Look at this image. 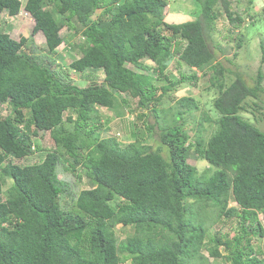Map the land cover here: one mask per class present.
<instances>
[{"label":"trees","instance_id":"16d2710c","mask_svg":"<svg viewBox=\"0 0 264 264\" xmlns=\"http://www.w3.org/2000/svg\"><path fill=\"white\" fill-rule=\"evenodd\" d=\"M197 2L198 19L167 24L164 0H0L2 18L29 14L45 40L44 47L32 36L15 40L0 22V108L9 109L0 114V264H207L203 251L225 264H264L254 244L264 237L263 75L258 70L253 86L238 74L226 84L207 42L217 8L242 27L237 49L263 17L247 14L243 26L229 0ZM63 28L81 38L70 46L80 56L65 67L56 56ZM176 54L195 71L172 81L164 69ZM149 69L168 83L155 86L143 75ZM197 72L217 94L212 116L202 112L211 127L205 137L201 125L191 135L179 123L199 109L193 98L178 99L169 118L173 108H156ZM126 98L143 111L138 118L150 111L161 121L155 148L144 138L101 137L97 110L122 108ZM39 129L52 148L37 146ZM191 153L206 162L202 171L188 164ZM223 216L237 220L231 239L209 233ZM118 225L132 229L121 241Z\"/></svg>","mask_w":264,"mask_h":264},{"label":"rangeland","instance_id":"374dc122","mask_svg":"<svg viewBox=\"0 0 264 264\" xmlns=\"http://www.w3.org/2000/svg\"><path fill=\"white\" fill-rule=\"evenodd\" d=\"M166 2V7L164 8V22L167 24H182L184 22L194 21L198 19L200 16V4L197 0H164ZM230 8L237 15H241L244 17V25L247 26L250 23L249 18L246 16L247 14H251L257 17H263L262 25L259 30L253 32V28H250L247 35L243 38V45L241 48L237 49L236 44V36L241 31L242 27L233 28L231 24L227 21L225 16L222 13L220 8L216 9L217 19L213 22L212 30L207 32L209 34L208 46L214 52H216V60L222 64L225 68L224 72V80L225 83L228 84L232 79H234L235 75H240L249 86H253L257 77L258 70L261 71L263 75L262 87L264 88V53L261 49V42L264 41V15L262 9L264 8V0H252L253 3L249 4L250 0H229ZM170 13L180 12L181 16H170ZM168 13V14H167ZM99 14V11L96 12L95 18ZM0 22L5 27L4 31L7 32L11 38L15 40H19L20 37H28L32 36L35 44L40 47H44L45 40L41 31L35 29L34 22L31 17L24 12H21L16 18H8L6 15L3 16L0 13ZM60 35L63 37L64 42L56 49V56L62 57L64 63L62 65L65 67L71 61L77 59L80 56L78 51H73L70 49V46L74 45L78 40H80V36L78 33H68L65 28H63L60 32ZM236 53V56L234 55ZM178 54H176L171 63L168 64L164 69V74L170 78V80L178 81L181 75H190L191 72L195 71V69H190L183 64L178 62ZM148 68H153L154 63L152 61H146L144 63ZM151 69L144 70L143 75L146 77H151L155 79L153 84L158 88H161L163 85L168 82L156 79L157 73L154 71H150ZM227 70H230L228 73ZM90 73V72H89ZM87 73V74H89ZM93 74V72L91 73ZM99 73H97V76ZM156 76V77H155ZM72 77L81 80L78 74L72 72ZM84 78V77H82ZM210 83L208 81V77L202 76L200 72H197V80L196 82H185L182 83L176 88L168 91L165 96L161 98L162 102L156 106L159 110V113L163 110L167 111L170 108V112L163 115L171 116L175 110L179 109L176 101L182 97L193 98L199 109L191 113V115L183 116L180 122H184L183 130L193 135L197 132V127L200 125L207 131V134L203 133V136L210 135L211 127L205 121H202L203 115L202 112L208 113L210 116L211 112L207 111V108L210 104H212V100L216 97V89L208 88ZM161 94V90L157 91V95ZM126 97V96H125ZM123 95H117L118 100L125 99ZM262 98L264 100V94H262ZM128 100L127 104H123L122 108H117L116 110H107V109H99L97 110L100 113L101 119L98 120L99 124H102L100 129L101 137H113L118 138L119 142L127 144L129 142L134 141L137 137L144 138L140 141L144 144L151 145L154 148L157 146L159 142V130L158 124H161L160 120H157L155 116H153L150 111L144 112L141 118H138L143 111H134L135 108L132 100L126 98ZM116 112H122L123 116H117ZM9 113V109L6 106L0 108L1 115H7ZM67 114V113H66ZM65 116V115H64ZM246 118L250 117V115L244 114ZM123 117V119H122ZM105 120H109L106 122ZM105 121V124L103 123ZM58 122V121H57ZM56 122V123H57ZM97 122L93 120L91 123ZM129 123L132 125H136L135 134H130L131 132H124L123 127H129ZM158 123V124H157ZM44 126H48L47 123H44ZM147 128H153V131H147ZM109 131H105V130ZM213 131V129H212ZM38 132V143L37 146L41 148H52V142L47 139V132H41L39 129ZM209 132V133H208ZM136 133H139L137 136ZM142 133L144 134L143 137ZM136 136V137H133ZM188 164L195 166L198 171H202L206 166L205 161H199L195 155L191 153L187 158ZM82 187L87 188L86 183L82 182ZM229 207H233L237 209V206L234 203L229 204ZM259 219L264 227V219L262 216H259ZM236 218L234 216L221 218V222L214 224L209 228V233L213 235L219 236L222 240L231 239L233 235L237 231ZM132 233V229L123 228L121 225L116 226V236L118 240H124L127 235ZM255 249L260 251L259 258L264 261V237L261 239H256L254 241ZM203 254L208 257L207 264H225L226 260L224 258L221 259H213L209 257L207 252L203 251ZM221 254L226 256V252L221 248ZM125 264H128L127 262Z\"/></svg>","mask_w":264,"mask_h":264},{"label":"crops","instance_id":"0c3cea01","mask_svg":"<svg viewBox=\"0 0 264 264\" xmlns=\"http://www.w3.org/2000/svg\"><path fill=\"white\" fill-rule=\"evenodd\" d=\"M168 14V13H167ZM169 15L170 16H181V13L180 12H177V13H170L169 12ZM185 23V22H184Z\"/></svg>","mask_w":264,"mask_h":264},{"label":"clouds","instance_id":"9594fccd","mask_svg":"<svg viewBox=\"0 0 264 264\" xmlns=\"http://www.w3.org/2000/svg\"><path fill=\"white\" fill-rule=\"evenodd\" d=\"M29 15V14H28Z\"/></svg>","mask_w":264,"mask_h":264}]
</instances>
